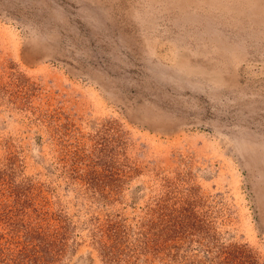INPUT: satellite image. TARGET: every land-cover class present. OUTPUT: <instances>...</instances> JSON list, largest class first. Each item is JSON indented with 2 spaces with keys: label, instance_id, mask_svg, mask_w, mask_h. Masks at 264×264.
<instances>
[{
  "label": "rangeland",
  "instance_id": "rangeland-1",
  "mask_svg": "<svg viewBox=\"0 0 264 264\" xmlns=\"http://www.w3.org/2000/svg\"><path fill=\"white\" fill-rule=\"evenodd\" d=\"M0 264H264V0H0Z\"/></svg>",
  "mask_w": 264,
  "mask_h": 264
}]
</instances>
